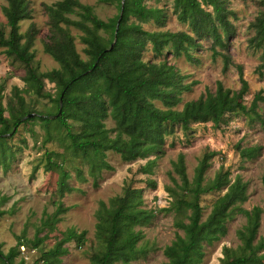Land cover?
<instances>
[{"label": "trees", "instance_id": "trees-1", "mask_svg": "<svg viewBox=\"0 0 264 264\" xmlns=\"http://www.w3.org/2000/svg\"><path fill=\"white\" fill-rule=\"evenodd\" d=\"M104 4L115 5L117 14L108 20L98 18L92 7L81 4L78 0H62L51 6H45L50 18L51 36L45 43V52L58 64L59 69L46 73H38L31 67L34 55L31 52L32 37L24 41L25 35L20 33V23L31 19L27 0H7L3 8L4 15L10 27L9 33L0 22V49H4L9 57L16 58L25 65L28 71L23 81L32 92L44 99L52 96L46 91L45 81L56 85L57 113L41 117L46 131L45 143L54 138L50 126L57 124L66 131L60 136L62 142H68L67 150L82 158L88 168V176L98 185V179L103 171H113V166L107 161V153L119 154L126 163L138 159H148L158 154L165 145L166 137L171 134L174 125H181L188 130L194 122H213L215 126L223 121L229 113L243 112L257 117L264 125L261 114L257 111L259 105H264V92L255 95L248 108L234 97V92L217 82L214 93L202 94L199 99L187 102L183 110L174 108L181 103V94L190 91L192 84L184 85L182 77L176 68L167 62L151 63L142 58L148 44L156 56H160L167 48L177 54H185L193 61L190 50L201 46L200 41L211 38L214 56L220 55L224 61V71L232 65L229 55L217 51V47L225 49L226 39L232 35V24L227 17L222 0H175L177 17L192 29L193 35L186 32H149L142 24L151 20L160 22L162 11L148 8L144 0H99ZM212 9V12L208 10ZM70 16H77L73 20ZM69 26L81 30L87 60L82 59L77 51L75 39L69 31ZM220 29L223 31L221 33ZM255 37L253 43L263 48L262 64L259 73L264 74V11L253 23ZM241 89L239 94L245 96L249 84L243 75V69L238 66ZM62 99V111L61 108ZM161 101L165 110L156 107L154 101ZM20 112H11V120L5 117L6 109L0 100V165L8 167V151L6 135L13 128H18L28 117L24 98ZM58 116V117H56ZM56 117V118H55ZM111 118L115 124V137L106 127L105 120ZM72 123V124H71ZM79 125V131L74 132L73 124ZM15 133V131H11ZM244 159H254L261 151L259 147L241 149ZM59 155L48 153L49 163L60 168L59 192L68 194L75 191L68 181L71 178L63 164L52 162ZM215 152L205 154L195 169L191 181L187 175L185 157L179 155L173 163L179 176L180 184L174 179L180 189L170 190L174 196V206L180 211H190L188 223L178 222L177 227L183 235L177 233L171 245L164 250L167 262L162 264H201L205 253V244L211 245L221 240L227 234V223L233 217L234 211L244 215L247 224L238 232L241 240L242 256L230 258L226 255L223 264H264V238L256 242L261 226L263 207L245 210L239 205L248 200L247 184L240 177L234 181L228 173H218L214 179L206 182V172ZM65 161V160H64ZM46 169H49L50 165ZM156 160H148L141 167L143 174H153ZM81 182H87L81 169L77 170ZM264 184V177H263ZM152 187L155 183L152 182ZM227 189L213 204L211 212L202 221L203 208L201 197L215 191ZM97 211L98 223L96 235L104 241L103 250L92 257L93 264H131L139 255L146 254L138 244L144 239L138 226H147L154 218V213L134 205H127L124 198L111 200V208L101 202ZM69 208L59 204L54 216L44 220L45 228H52L61 221V216ZM4 212H0V216ZM41 231L36 236L35 246L42 244L45 238H40ZM87 232L78 233L75 229L68 230L64 237L52 248L43 261L46 264H62V258L69 254L66 246L72 241L78 245L85 242ZM20 247L25 244L20 243ZM14 255H5L0 248V262L15 264Z\"/></svg>", "mask_w": 264, "mask_h": 264}, {"label": "rangeland", "instance_id": "rangeland-1", "mask_svg": "<svg viewBox=\"0 0 264 264\" xmlns=\"http://www.w3.org/2000/svg\"><path fill=\"white\" fill-rule=\"evenodd\" d=\"M31 12V19L20 23V33L25 35V42L32 37L31 52L34 55L31 67L38 73H46L59 69V64L45 52V43L51 36L50 18L45 6H51L62 0H27ZM81 4L90 6L94 14L108 20L117 14L115 5L104 4L99 0H78ZM148 8L162 11L160 22L151 20L143 23V29L149 32H186L191 35L192 29L182 23L175 10V0H144ZM227 17L232 24V35L226 39L225 49L217 47L218 52L227 54L232 65L224 71L223 57L214 56L213 41L205 38L200 41L201 46L189 51L193 61L185 54L177 55L172 48H167L162 55L156 56L152 46L147 45L143 52V60L151 63L167 62L174 66L184 77L183 84H192L190 91L181 94V103L174 109L181 111L187 102L200 98L207 92L214 93L217 82L234 92V97L250 108L254 97L264 92V74L259 73L262 64L263 48L253 43L255 30L253 23L264 11V0H222ZM7 0H0V22L8 34L10 27L4 15L3 8ZM212 12L211 8H208ZM79 20L77 16H70ZM69 31L75 39L77 51L82 59L87 60L81 41L84 33L72 26ZM221 33L223 31L220 29ZM264 47V46H263ZM238 66L243 69L249 90L241 96L240 73ZM28 66L9 57L4 49H0V100L6 109L5 117L11 120V112H20L19 98H24L25 108L32 118H26L18 128H13L11 121L10 132L6 135L8 151V167L0 165V248L7 255H14L15 264H40L55 244L61 240L70 229L78 233L87 232L85 242L78 245L72 241L66 246L69 254L62 258V264H93L92 257L103 250L104 241L96 235L98 223L97 211L101 202L111 208V200L124 198L127 205H134L154 213V218L147 226H138L144 239L138 244L146 254L131 264H162L167 262L164 250L174 241L176 234L183 231L177 227L178 222L188 223L189 210L180 211L174 206V196L170 190H177L174 179L180 184L173 163L179 155L185 157L186 170L192 181L195 169L205 154L215 152L210 160V167L206 172V182L214 179L218 173H228L229 179L234 181L240 177L247 184L248 200L239 205L240 208L251 210L264 206V125L252 114L234 112L227 114L219 126L213 122H194L188 130L181 125H174L171 134L166 137L161 151L148 159H138L126 163L115 152L107 153V161L113 166V171H103L98 179V185L88 176V168L82 158L75 157V153L67 150L68 142H62L60 136L66 131L59 125L50 126L53 140L45 143L46 131L40 118L57 113L56 85L45 81L46 91L51 99L40 98L23 81ZM156 107L165 110L161 101H154ZM264 120V105L261 103L257 110ZM56 118V117H55ZM106 127L116 136V124L111 118L105 121ZM72 124V123H71ZM79 125L73 124L74 132L79 131ZM15 131V133H11ZM261 148L260 154L254 159L242 158L239 148ZM55 152L52 162L63 164L64 169L71 175L69 185L74 192L61 194L59 192L60 168L49 163L48 153ZM65 160V161H64ZM148 160H156L153 174L146 175L141 171ZM50 165L49 169H46ZM81 169L87 182H81L77 177V170ZM152 182L155 187H152ZM227 189L215 191L201 197L203 208L202 221L209 216L214 202ZM62 204L69 208L61 216V221L52 228H45L44 220L54 216L57 207ZM247 224L246 217L234 211L233 217L227 223V234L221 240L204 246V259L201 264H223L226 255L230 258L242 256V243L238 232ZM45 238L36 247V236ZM264 238V215L258 231L256 242ZM25 244L24 249L20 243ZM264 254V252H262ZM0 264H2L0 262Z\"/></svg>", "mask_w": 264, "mask_h": 264}, {"label": "water", "instance_id": "water-1", "mask_svg": "<svg viewBox=\"0 0 264 264\" xmlns=\"http://www.w3.org/2000/svg\"><path fill=\"white\" fill-rule=\"evenodd\" d=\"M61 108H60V112L59 113H61V111H62V99H61ZM33 115H29L28 117H32ZM56 117H58V116H56Z\"/></svg>", "mask_w": 264, "mask_h": 264}, {"label": "built area", "instance_id": "built-area-1", "mask_svg": "<svg viewBox=\"0 0 264 264\" xmlns=\"http://www.w3.org/2000/svg\"><path fill=\"white\" fill-rule=\"evenodd\" d=\"M22 249H24V246H22ZM40 264H46V263L43 261V262H41Z\"/></svg>", "mask_w": 264, "mask_h": 264}]
</instances>
